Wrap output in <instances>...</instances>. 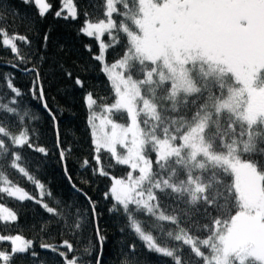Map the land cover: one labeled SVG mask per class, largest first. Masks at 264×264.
<instances>
[{
    "label": "snow or ice",
    "instance_id": "obj_1",
    "mask_svg": "<svg viewBox=\"0 0 264 264\" xmlns=\"http://www.w3.org/2000/svg\"><path fill=\"white\" fill-rule=\"evenodd\" d=\"M21 2L35 7V17L0 0V46L13 55L11 68L31 76L24 92L14 75H0V193L32 201L49 217L32 226L36 238H26L18 213L0 204V222L18 229L0 234V242L10 243L0 249V264L17 257L49 264L37 246L59 264H104L108 236L97 201L69 174L71 149L62 147L60 111L48 103L45 85L58 76L83 92L95 167L87 158L82 167L110 181L108 211L123 221L120 264H149L128 236L171 264H264V0H61L54 13L49 0ZM49 14L78 22L77 35L98 42V52L84 45L98 68L79 67L104 75L99 88L89 90L66 67L72 46L58 43L51 52V26L43 33L36 27ZM18 21L35 36V46L28 34L9 32ZM25 95L53 128L65 176L84 205L69 199L50 206L45 197L52 191L23 165L25 149L49 155L36 142L31 121L40 116L23 104ZM117 166H126L119 177L110 171ZM9 168L38 195L11 181ZM53 229L80 247L67 239L57 243Z\"/></svg>",
    "mask_w": 264,
    "mask_h": 264
},
{
    "label": "trees",
    "instance_id": "obj_2",
    "mask_svg": "<svg viewBox=\"0 0 264 264\" xmlns=\"http://www.w3.org/2000/svg\"><path fill=\"white\" fill-rule=\"evenodd\" d=\"M12 4V11H18L21 15H26L29 18L35 17L36 9L32 5H25L21 0H10ZM53 4V13L58 10L61 5V0H49ZM79 5L82 0H76ZM38 19V17H36ZM48 26L52 29V42L50 50L52 53L56 51L57 44L62 43L72 46V53L65 57L66 67L78 73L86 80L89 90L93 86L99 88L102 81L106 78L98 70L83 72L80 69V65L85 67L92 65L97 67L95 61H92L89 57V53L84 45H92L93 52H98V42L94 38H89L83 34L77 35L78 22L65 21L62 18H55L53 14H49L45 21L38 23L37 28L41 33L47 30ZM19 31L21 34H28L33 39L34 45L36 44V38L27 28L21 26L19 21L9 27V32ZM105 39L108 40L107 35ZM19 44V42H18ZM23 48V45H21ZM109 61L112 60L113 54L109 50ZM14 59L9 49L0 46V75L9 73L15 76L14 84L22 91L27 92L30 86L31 76L29 74H21L15 69L11 68L8 61ZM31 67V65H28ZM48 94V103L50 107L59 109L60 111V131L61 140L64 141L62 147L70 148L71 153L68 156L66 163L69 170V174L79 187L83 188L95 201H97V207L100 212L99 225L105 231L108 236V243L105 246L103 261L104 264H120L122 253L120 251L122 234L119 232L120 223H123L122 219L118 220L117 214L110 213L108 209L111 207V201L105 200L104 193L107 191L110 181L108 178L101 177L99 175L93 176L91 170L82 167L83 160L85 158L91 161V166L95 167V162L92 161V144L89 129L87 126V110L82 102L83 92L78 87L73 88L72 82L69 79L57 77L56 80L45 85ZM3 81L0 80V88H3ZM65 90L71 93L70 96L65 95ZM23 104L31 110L35 111L40 116L38 121H31L32 127L37 128L39 138L36 141L40 146L46 147L49 150V155L43 157L42 154L33 152L29 149H25L22 152V163L28 168L29 172L33 174L37 180L45 184L47 189H50L53 193V197L50 199L45 197V200L49 202L50 206H54L55 201L73 200L79 201L84 205L83 197L79 196L70 186L65 173L64 163L59 158L58 149L54 147L56 144V136L53 128L48 123L44 112L40 105L30 96L25 95ZM71 106V110H67L68 106ZM106 155L102 156V161L105 162L107 167ZM37 160H43L44 163L37 166ZM26 161V163H25ZM126 166H117L113 171V174L117 177L124 174ZM8 176L11 181L19 184L26 191L32 195H38V190L35 186L27 182L26 178L16 173L12 169H8ZM87 178L90 183H81L83 179ZM0 202L5 206L15 210L18 213L19 230L26 238H36V231L33 230V225L42 219H48L47 214L39 205H36L32 201L20 202L14 198L8 197L6 194L0 193ZM86 206V205H85ZM18 229L16 225H5L0 222V234H15ZM53 233H57L56 229H53ZM62 239H67L76 245V240L71 236L65 234L61 237L59 234H55V241L59 243ZM128 243L133 240L136 241L138 247V255L141 259L145 255L148 257L149 264H171L168 258L158 257L156 254L146 253L143 245L140 241L136 240L135 236L126 237ZM51 242V241H49ZM80 247V245H76ZM10 248L9 242H0V249ZM36 250L40 253L42 258H47L49 264H59V257L48 252L45 249H40L38 246ZM127 246L124 247V251H127ZM13 264H27L26 260L17 257L14 259Z\"/></svg>",
    "mask_w": 264,
    "mask_h": 264
},
{
    "label": "rangeland",
    "instance_id": "obj_3",
    "mask_svg": "<svg viewBox=\"0 0 264 264\" xmlns=\"http://www.w3.org/2000/svg\"><path fill=\"white\" fill-rule=\"evenodd\" d=\"M103 39L107 42V40L105 39V37H103ZM0 204H3V203L0 202ZM3 205H4V204H3ZM4 206H5V205H4Z\"/></svg>",
    "mask_w": 264,
    "mask_h": 264
}]
</instances>
